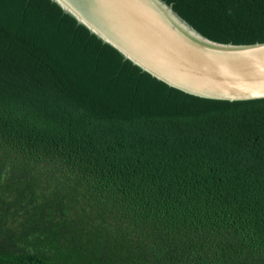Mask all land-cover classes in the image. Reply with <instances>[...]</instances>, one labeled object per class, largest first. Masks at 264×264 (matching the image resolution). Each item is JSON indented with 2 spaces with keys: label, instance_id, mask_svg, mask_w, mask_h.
<instances>
[{
  "label": "trees",
  "instance_id": "trees-1",
  "mask_svg": "<svg viewBox=\"0 0 264 264\" xmlns=\"http://www.w3.org/2000/svg\"><path fill=\"white\" fill-rule=\"evenodd\" d=\"M264 39V0H167ZM0 264H264V100L85 110L0 35Z\"/></svg>",
  "mask_w": 264,
  "mask_h": 264
},
{
  "label": "water",
  "instance_id": "water-1",
  "mask_svg": "<svg viewBox=\"0 0 264 264\" xmlns=\"http://www.w3.org/2000/svg\"><path fill=\"white\" fill-rule=\"evenodd\" d=\"M0 35L94 114L193 116L264 100V39L209 29L167 0H0Z\"/></svg>",
  "mask_w": 264,
  "mask_h": 264
}]
</instances>
